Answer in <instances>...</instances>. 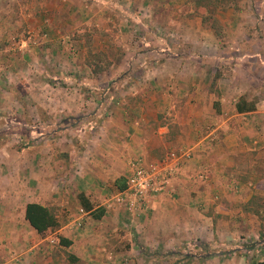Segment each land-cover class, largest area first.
<instances>
[{
  "label": "crops",
  "instance_id": "1",
  "mask_svg": "<svg viewBox=\"0 0 264 264\" xmlns=\"http://www.w3.org/2000/svg\"><path fill=\"white\" fill-rule=\"evenodd\" d=\"M250 1L0 0V138L32 107L41 123V144H9L0 162V264H127L130 252L136 264H264L247 209L264 197L248 166L264 101L242 98L264 67V0ZM241 100L254 109L238 112ZM169 150L190 154L176 191L133 215L114 205L129 160ZM79 195L101 218L79 215ZM29 203L56 207L59 228L38 234Z\"/></svg>",
  "mask_w": 264,
  "mask_h": 264
},
{
  "label": "built area",
  "instance_id": "2",
  "mask_svg": "<svg viewBox=\"0 0 264 264\" xmlns=\"http://www.w3.org/2000/svg\"><path fill=\"white\" fill-rule=\"evenodd\" d=\"M189 157L188 151L169 150L160 159L136 156L129 160L126 187L112 197L114 205L133 215L142 210L151 197L176 191V182L182 178V169ZM78 213L80 216L86 214L82 208ZM73 225L81 229L82 219L74 221ZM49 242L54 244L55 239Z\"/></svg>",
  "mask_w": 264,
  "mask_h": 264
},
{
  "label": "rangeland",
  "instance_id": "3",
  "mask_svg": "<svg viewBox=\"0 0 264 264\" xmlns=\"http://www.w3.org/2000/svg\"><path fill=\"white\" fill-rule=\"evenodd\" d=\"M241 0H199V4H221V8L222 5L224 6V8L226 9V7H229L230 4H237L238 2H240ZM263 0H251L250 3L247 4H260ZM217 13H219V11L213 10V8H209V6H207V11H206V15H205V19L208 21L209 24L211 25H215V20L214 19H218L217 18ZM215 28H217L215 26ZM92 62L94 64L99 65L101 62V57L99 55H95V57L92 59ZM42 65V62H41ZM252 77V81L253 83H251V87H250V91L249 89H247V91L245 92V94L243 95V99H246L248 102L252 101L253 103H256L259 100L264 101V67H254L253 69V75L250 76V79ZM51 82H53L52 80H50ZM250 86V84H249ZM41 92V90H39ZM118 92H115V95H117ZM93 95V93H92ZM99 95V94H96ZM122 94L119 95V97L117 96V98H121ZM29 100H31L29 98ZM29 102V101H28ZM5 111H9V107L7 109H5ZM31 112V113H30ZM29 115H26L24 118H28V122L25 124H22L20 126V133H17V136H15V133L13 134L14 136L11 135H7V134H3V137L0 138V146H5V150H3L2 152H0V162L2 164V166H5L9 164L8 161V157H9V153H8V145L12 144L13 146H16L15 149L17 150H21L24 148H27L29 146L30 143H33L34 141H39L41 144V139L37 138V134L41 133V123H38L37 121H35V119H33V114H35V110L33 109V107L29 110ZM8 126V123L4 122L2 128H6ZM34 127V128H33ZM33 130V133H36V135L34 134V137H30L29 135V130ZM26 131V133H25ZM31 134V133H30ZM41 137V135H40ZM35 139V140H34ZM7 146V147H6ZM258 147V146H257ZM250 152H253V154H251V161L252 163H250L248 166H254V170H256L257 172L254 174L257 176H260V178L264 179V146L260 147V148H255L254 150H250ZM165 155V152L162 153L161 155H159V158H162ZM146 157V156H145ZM39 160L41 159V156H38ZM147 159H153V158H148ZM156 159V158H154ZM34 166H41V161H35L34 162ZM262 174V175H261ZM255 197H259V196H255ZM262 199H264V197H260ZM257 220V218H256ZM257 223H260L259 220H257ZM260 227V224L258 225ZM258 227V228H259ZM134 252H130L128 255L126 263L127 264H136V260L135 257L133 255ZM149 258V253L147 252L146 256ZM121 262H124V260H122V258L120 259Z\"/></svg>",
  "mask_w": 264,
  "mask_h": 264
},
{
  "label": "trees",
  "instance_id": "4",
  "mask_svg": "<svg viewBox=\"0 0 264 264\" xmlns=\"http://www.w3.org/2000/svg\"><path fill=\"white\" fill-rule=\"evenodd\" d=\"M222 9H225L222 5ZM216 21V19H214ZM217 25V24H215ZM218 30V28H215ZM236 109L238 112L252 111L254 108L246 107L243 100L237 103ZM125 185L121 188L123 190ZM79 202L85 211H91L92 207L88 200L83 196H78ZM249 212H251L257 220L260 221L259 235L260 241L264 242V199L260 197H253L247 206ZM95 219L101 218L103 215V210L98 209L97 212H90ZM25 219L28 221L30 226L40 235H45L47 232L56 231L60 224L57 216V208L50 206H43L37 203H29L25 207ZM59 243L63 245H68L69 243L65 241L62 237H58ZM71 261L73 257L71 255L67 256Z\"/></svg>",
  "mask_w": 264,
  "mask_h": 264
}]
</instances>
